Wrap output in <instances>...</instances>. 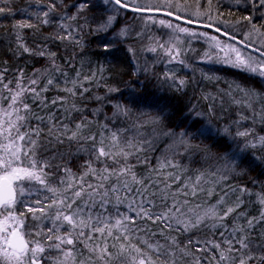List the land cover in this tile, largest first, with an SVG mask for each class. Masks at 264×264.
<instances>
[{
	"label": "snow or ice",
	"instance_id": "1",
	"mask_svg": "<svg viewBox=\"0 0 264 264\" xmlns=\"http://www.w3.org/2000/svg\"><path fill=\"white\" fill-rule=\"evenodd\" d=\"M166 2L169 7L178 11L186 10L179 3L173 4L172 0ZM206 2L208 8L205 12L197 11L192 15L204 16L212 21V0ZM236 2L239 3L240 0ZM57 3L61 7H66L64 0H56L47 5V11L37 15V19H40L43 25L52 22L49 15L56 12ZM109 3L112 5L111 8L107 7ZM134 3L135 0H99L97 4L92 5L102 11L98 17L93 18L95 27L90 29V34L96 36L105 52L110 51L114 44V40L108 39V36L113 33L117 37L128 35L127 28L119 32L116 29L121 9H129ZM251 3L253 8L264 7V0H251ZM72 7L76 9V13L69 15L65 12L60 16L61 21L77 20L79 14L89 7V3L88 0H81ZM130 10L145 12L153 9L137 6L131 7ZM5 11V8H0V13ZM7 12L11 14V8H8ZM167 14L173 15L172 12ZM176 18L181 19L180 16ZM260 18L264 19V13ZM148 20L151 21L152 17L149 16ZM242 21H247L250 30L244 33L245 40L237 41L240 47L235 44L221 47L220 41L213 36L211 40L215 43L209 52L204 53L201 60L209 64H226L264 80V31L253 23L252 15L243 16L236 23L240 24ZM159 23L173 29L174 32L196 35L178 24L164 20H160ZM35 27L36 25L25 21H19L14 25L17 29L18 49L22 53L46 57L51 63L52 72L64 79L57 82L55 77L46 76L44 77L46 83L39 87L42 75L40 70L33 73L36 78H26L21 70L17 73L14 86L10 87L13 81L8 80L5 83L4 72L0 71V264H47L45 254L51 250L59 251L64 258L63 260L58 258L55 264H68L69 259L75 261L73 249L81 243L90 253L88 264H178L177 254L180 260L191 258V264H264V232L255 237L251 235L257 225L264 224V210L260 212L258 218H245L244 213L238 212L243 200L238 196L234 206H228L225 201L227 192L215 204L207 207L199 204L193 207L187 199H178V195L195 197L197 189L204 191L200 188V183L205 173L197 176L195 185L185 183L177 192L171 191L172 185L167 183L169 179L173 182L179 180V176L174 173H169L163 182L153 181L151 176L138 179L133 170L135 165L129 163V159L150 148L153 140L146 137L139 142L125 140L121 146L118 131L109 129L108 124H99L97 121L96 127L99 131L93 132L91 129L93 121L86 118L80 119L79 122L73 120L71 113L81 112L82 109L77 108L75 103H71L67 108L64 106L76 98L84 99V94L90 89L84 87V82L79 79V72L76 73L75 79L67 76V73L55 63L57 56L55 52L48 51L46 47L36 51L23 42L20 31ZM84 27L86 25L72 28L68 23L62 22L59 28L63 29L65 34L45 36L44 40H69L82 50L84 43L80 32ZM207 27L211 28L213 25L209 23ZM229 27H232L231 23ZM215 31L220 32V28H216ZM223 35L229 34L225 31ZM230 40L235 41L236 37L233 35ZM159 46L164 48L162 44ZM149 50L156 51L155 48ZM165 51L171 57L169 62L177 60L180 55V49L175 44ZM76 54L73 52L72 58H66L65 62L69 67H72V59ZM179 63L184 64V61L179 60ZM136 71H140L139 67ZM204 76L206 79H212L207 73H204ZM164 79L178 83L181 88L187 83L184 79L177 80L174 73L171 75L166 73ZM59 83L71 86L59 89L66 94L65 96H57L48 101L42 93L47 92L49 87L58 88ZM133 83L141 82L137 79ZM127 87L132 103L137 105L150 103L147 97L135 93L132 83ZM237 90L243 93L245 99L234 102L253 110L250 117L241 115L240 119L255 122L258 117L259 121L264 123V104L259 106L258 112L254 109L255 98L259 95L264 99V94L239 86ZM106 91L118 93L120 89L110 87ZM94 99L100 107L90 110L93 116H103L104 119L111 121L118 116L128 117L135 114L133 109L124 103L112 104L108 96H95ZM161 99L151 101L152 105L158 106ZM29 100L32 104H37L39 110L47 108L49 104L52 107L59 104L60 111L69 115L61 118L51 111L47 116L37 115ZM106 104L115 109L112 118L107 117L103 111ZM214 116L211 105L207 113L193 111L191 118L185 117L184 130L178 132L167 127L160 117L151 118L148 123L154 126L152 133L154 139L165 137L172 140L170 148H183L185 152L201 153L206 160L217 161L214 171L208 173L212 177L219 174V179L224 180L228 174H236L239 167L237 161L264 168V156L257 157L250 151L259 148L264 152V136H255L250 129L235 131L233 135L229 126L218 127L213 123ZM236 123L238 121L233 122ZM41 124L45 125L46 131L40 127ZM140 126L142 125H137ZM105 132H109L110 136L106 137ZM105 140L108 142L105 143ZM206 141L212 143L208 144ZM214 147L218 151L213 152ZM80 155H90L93 159L79 165L82 171L77 173L69 166L74 163L69 157ZM102 158L112 160L119 167L110 169L106 164L99 169L94 167V161L102 162ZM165 167L175 168L178 165L171 161L159 165V169ZM127 177H130V180ZM89 178L96 182H90ZM153 188L157 190L153 191ZM188 188L191 189L190 192L184 191ZM238 190L241 195L247 191L244 187ZM232 191L235 192L236 189ZM33 196L35 199H32ZM113 198L115 205L123 204L127 200L129 214L118 213L120 218L111 224L108 222L111 217L107 220L102 219L100 213L94 209L98 207L106 211ZM261 203L264 204V197L261 198ZM17 204H23L31 218L40 221L37 230L26 228L27 217L23 213L16 214ZM233 213H236L234 219L245 218L246 226L234 224L229 228L225 221ZM44 222L48 225L46 230L42 226ZM113 228L118 234H113ZM202 228L209 231L220 228L223 231L219 232V239H193L191 234ZM61 229L65 231L61 233ZM182 236L187 238L181 239ZM94 237L103 239L97 243ZM109 237L113 241L111 244L108 242ZM203 253H207L211 259L197 255ZM79 264H85V261L81 260Z\"/></svg>",
	"mask_w": 264,
	"mask_h": 264
},
{
	"label": "trees",
	"instance_id": "2",
	"mask_svg": "<svg viewBox=\"0 0 264 264\" xmlns=\"http://www.w3.org/2000/svg\"><path fill=\"white\" fill-rule=\"evenodd\" d=\"M50 2H56V0H4V2H0V8L6 9L4 13H0V71L4 72V82L6 83L8 80H11L13 81V85H10V87L14 86L17 79V73L21 70L26 78H36L33 76V73L36 72V70H40L42 75L40 77L39 87H43L46 83V79L44 78L46 76L49 78L55 77L57 82L64 79V77L56 76V74L52 72L51 63L46 57L22 53V51L18 49L16 40L17 29L14 28V25H16L19 21H25L36 25L35 28H24L20 31L23 42L29 48L36 51L46 47L48 51L55 52L57 54L55 63L67 73V76L75 79L77 78L76 73L79 72V79L84 82V87L90 89L89 92L84 94V99L76 98L64 106L67 108L71 106V103H75L77 108L82 109L81 112H72V119L76 122H79L82 118L93 121V124L91 125L93 132L99 131L96 127L97 121H99V124H108L109 129L112 131H118L121 138V145H123L125 140L132 139L131 135L135 131L133 116H136L139 113H143L146 116L153 118L160 117L167 127H171L178 132L184 130L186 116L191 118L193 111L207 113L208 105L211 100L212 103L217 104V98H219L218 90L225 88V85L239 83L242 88L254 89L259 94H264V86L260 78L257 76L248 75L239 69L220 63H201L199 58L201 55H204V50L197 44H194L193 46L191 44L190 46L187 45L189 50L186 54L187 57L185 58L191 66V72L184 73L179 69L174 72L177 80L181 78L187 81L183 88H181L178 83L165 80V74L168 73L171 75L173 72L170 71V67H166L164 63L162 64L156 62L153 58L151 60L152 63H147V65L142 64V61L140 60L141 58H138L137 61L140 63L138 66L140 71L137 72V65L134 60L135 57L133 56H137V52H139V54L141 53L139 55L141 57L144 55L143 53L145 51L141 43L143 42V39L146 40L145 36L147 34L145 28H140L137 25L139 22L138 19L144 16H163L167 19H172L173 21L183 22L173 16H169L164 13L133 12L130 10L131 7L129 9H121L119 24L117 25L116 30L119 32L124 25H129L128 37H117L115 33L108 36V39L114 40V44L111 46L110 51L105 52L96 36L90 34V29L95 27L93 18L98 17L102 11V9L92 7V5L97 4L99 0H88L89 7L80 13L75 21H61L60 16H62L65 12L69 15L75 14L76 9L72 7V5L81 2V0H64V5L66 7H61V5L57 3L56 12L50 13L49 15V20L52 22L48 25H43L40 19H37V15L41 14L43 11H47V5ZM107 7L111 8L109 4ZM8 8H11V14L7 12ZM21 9L26 11H21ZM245 10L247 9H236L227 4L222 6L219 4L217 8L218 13H224L223 16L232 21H237L241 17L246 16L244 15ZM62 22L68 23L72 28H79L81 25H86V27H84L80 32V36L83 38L84 43L82 50L78 49L76 45L69 40H44L45 36L53 34L64 35V30L59 28V25ZM213 26L220 28L223 32L227 31L231 36L234 35L236 38L244 40L243 30L235 32L221 25ZM200 28L208 30V32L218 36L222 40L227 39L238 44L216 31L204 27ZM129 49H132V51L130 52ZM73 52H76L77 54L75 58L72 59V67H69L65 61L66 58H72ZM145 69H147L146 72L144 71ZM204 73H207V75H216L220 78V81L206 79ZM93 76L95 77L94 79ZM85 78H87V80H85ZM137 79L140 80V84L133 83ZM26 82L27 79L25 80V83ZM130 83L133 84L135 93L137 95L147 97L150 103L139 105L132 103L130 99L131 94L127 87ZM65 86L70 87L71 84L65 85L64 83H59L58 88L49 87L48 91L42 93V95L48 101H51L57 96H65V93L59 91L60 88H64ZM39 87L37 89L38 91ZM110 87L119 88L120 92L107 93L106 90ZM95 96H108L111 99L112 104H115L116 102L124 103L131 107L135 114L128 117L118 116L111 119V121L104 119L103 116H93L90 110L100 107V104L94 99ZM205 97L208 98L206 99ZM157 98L162 99L160 100L158 106H153L151 101ZM28 102L32 104L31 100ZM60 107L61 106L59 104L55 107H52L49 104L47 108L39 110L37 108V104H32L33 111L37 115L47 116L51 111V113H54L57 117L63 118L68 116L69 114L67 112L60 111ZM233 107L234 111H237L236 106ZM161 109H163V111H161ZM230 109L232 108L225 110L222 114H219V110L217 109V111L215 109V116L212 119L213 123L217 124L218 127L229 126L232 128V131L234 130L233 134H235L237 128H235L233 123L230 122L229 116L231 115H228V113L229 111L233 112V110ZM103 111L106 113L107 117L112 118L113 111H115V109L111 105L106 104ZM221 115H223L224 118L221 117L220 120L217 119ZM235 118H237V114L235 115ZM227 120L228 122L223 125V123ZM32 123L35 125V121ZM244 125L245 127H250V125H252L254 131L253 134L255 136L264 135V123H261L259 118H257L255 122H252L250 119L246 120V122L244 121ZM40 127L45 131L47 130L44 124H41ZM245 127L239 126L240 130ZM104 135L108 137L110 136V133L105 132ZM152 140L155 145H152L150 148H146L137 156L130 157L129 159V163L135 165L133 170L136 173L137 178L140 179L151 176L153 181L159 180L163 182L169 173H174L179 176V180L173 182L169 179L167 180V183L172 185L171 191L177 192L183 184L186 183L188 185H192L189 182L196 180L197 176L201 173H205L204 178L207 181L205 182L203 179L200 183V188H206L203 194H201L203 200L197 201V195V198L196 196L192 197L191 195H178V199L180 200L187 199L190 202V206L194 207L199 204L206 207L207 205L215 204L216 201L223 196L225 192H227L228 188L239 189L240 187L247 189L244 194V199L248 202L250 200H255V195L258 190L264 189V168L255 167L254 165L241 161H237L239 167L236 169V174H228L225 182L226 188L222 189V185L220 184L219 186L216 182L217 179H219V174L217 175L218 177L208 175V173L212 171L209 170V168L214 170L217 161L206 160L204 155L201 153L185 152L178 157V163H176L178 167H172L171 169H159V165L161 164V161L159 160L160 154L166 146L169 138L166 139L162 137ZM107 142L108 141L105 140V143ZM206 143L211 144L212 142L206 141ZM63 150L64 149L62 148L61 151ZM212 150L213 152L218 151L215 147ZM250 151L257 157L264 156V152H262L259 148L252 149ZM69 159L74 161V163L69 166L72 167L74 172L79 173L82 171L79 165H82L86 160H90L92 158L90 155L88 157L87 155H80L76 157H69ZM258 162L259 161H257V163ZM113 164L115 168L119 167V165L114 162H112L111 165ZM154 169H158V171H153ZM56 175H59V173H56ZM89 179L93 180L91 178ZM127 179L130 180V177H127ZM193 185H195V183H193ZM160 186L162 187L163 184L161 183ZM152 190L156 191L157 189L153 188ZM198 190L199 189H197V191ZM184 191L190 192L191 189H184ZM209 191L211 192V195H209ZM248 191L251 192V194H249ZM121 195L123 197V193ZM32 199H35V197L33 196ZM129 199H131V197H129ZM127 203L128 201L125 200L123 204H119L116 208L117 205H115L113 198L112 203L107 206V210L110 213L112 212L114 217H116L118 209L120 208V210L124 211V207H127ZM157 203H159V200H157ZM243 209H245V206L240 207L238 212ZM15 211L17 213H23L28 218L31 217V215L26 212L23 204H17ZM218 233L219 230L214 229L209 231L207 228H202L195 234L191 235L193 239L204 240L214 238L215 236L218 237ZM173 235H175V233H173ZM186 238L187 236L181 237V239ZM94 240L97 242L96 239ZM109 243H113L111 238H109ZM161 243H163L162 240ZM74 250L78 259L88 262L90 253L85 250L82 243L77 244ZM197 255H202L203 257L204 253ZM93 259L95 260L96 258L93 256ZM190 259L191 258L186 257L184 260H180L179 254H177L178 264H191Z\"/></svg>",
	"mask_w": 264,
	"mask_h": 264
},
{
	"label": "rangeland",
	"instance_id": "3",
	"mask_svg": "<svg viewBox=\"0 0 264 264\" xmlns=\"http://www.w3.org/2000/svg\"><path fill=\"white\" fill-rule=\"evenodd\" d=\"M172 2H173V4L179 3L182 6V8L186 9V10L178 11L175 8L169 7L166 0H135V3L132 4L130 7H137V6L145 7L146 6V7L152 8L153 10L159 9V11H162V12H172V13H174V15L180 16V17L187 19V20H192L194 22L202 23V24L211 23L212 25H221V26H224V27L228 28L229 30H233L235 32L243 30V33H245L246 31L250 30V27H248L250 25H248L247 21H242L240 24H237L236 21H232V20H229L226 17H224L223 16L224 13H222V15H221V13H218V11H217L218 5L220 4L222 6V5L227 4V5H230L231 7L236 8V9H240V8L247 9V10H245L244 15H246V16L252 15L253 16V23H255L258 27H261V30L264 31V27H262V26H264V19L260 18L261 14L264 13V7L257 6L255 8H253L251 0H240L239 3H237L236 0H212V15H213L212 21H209L204 16L195 17L192 15V13L197 12V11L202 12V13L206 11V9L208 8L206 0H172ZM109 5H110V7H112L111 3H109ZM226 15H227V13H226ZM150 17H152L151 21L148 20L147 16L146 17L144 16V17H141L140 19H138L139 24L136 22L140 28H145L146 33H147L145 36L146 40L143 39L142 40L143 42L141 43L143 45V49L145 51L143 53L144 55L141 57V56H139L141 53L139 54V52H137V56L136 55L133 56V57H135L134 60L136 62L137 67L140 64L137 61L138 58H141L140 60L142 61V64H146V65H147V63H150V62L152 63L151 60L153 58L156 62H159L162 64L164 63L166 67H170L169 69L173 73L175 71H177L178 69L182 70V72H184V73L191 72V66L185 58V57H187L186 54L188 53V50H189L188 46H190V44L192 46L194 44H197L198 46L203 48L204 53L209 52L210 47H212L215 43L214 41L211 40V38L213 36H215L220 41L221 47H224L225 45H228V44H235V46L240 47V45H238L232 41H229L227 39L222 40L218 36L213 35L212 33L208 32V30H206V29L196 27L194 25H189V24L184 23V22L181 23L178 21H173L172 19H167L163 16H160V17L150 16ZM160 20H164L166 22H171L172 24H178V25H180V27H186L190 30V32L196 33V35L190 36L188 33L174 32L173 29L168 28L166 25L160 24L159 23ZM221 21H225V23L222 24ZM229 23L232 24V27H229ZM129 27H130L129 25H124L122 27V29L127 28L129 30ZM202 33H206L207 35H201ZM128 34H129V32H128ZM122 37L126 38V37H128V35L122 36ZM177 37H178V39H177ZM243 39L245 40V35H244ZM161 44L164 45V48H161L159 46ZM173 44H175L176 47L180 49V55L177 58V60H173V61L169 62L171 57L165 50L170 48ZM150 48H155L156 51H154V52L150 51L149 50ZM173 55H175V53H173ZM220 55H222V53H220ZM201 57H203V55L200 56L199 60H201ZM149 59H150V61H149ZM179 60H183L184 64H180ZM202 62L203 61L201 60V63ZM203 63H206V62H203ZM223 65H226V64H223ZM248 75H251V74H248ZM208 76H211L212 80L220 81V78L217 79L218 76H216V75H208ZM179 79H181V78H179ZM260 80L264 86V80H262L261 78H260ZM237 86L240 87L239 83H233L232 85L231 84L225 85V88L219 89L218 90L219 91V95H218L219 98H217V104L212 103V100H211L209 105L212 106L213 112L215 109L216 110L218 109L219 114H222L225 110L232 108L230 110H233V112L229 111L228 115L232 116V117L229 116L230 122L233 123L234 121H238V123L233 124V126L235 128H237V131H244L246 129H250L253 131L252 125H250V127H248V126L245 127L244 121L246 122V120L243 121L240 119L241 115L250 117L252 115L253 110L248 109V108L244 107L243 105H238L234 102V101H242L245 99L243 93L237 90ZM240 88H242V86ZM243 89H246V88H243ZM252 90H254V89H252ZM116 103H118V102H116ZM261 104H264V99H261V97L258 95L254 101V109L257 112L259 111V106ZM209 105H208V110H209ZM233 106H236V109L238 112L234 111ZM236 114H237V118H235ZM221 117L224 118V116L221 115L217 119L220 120ZM133 118H134L133 119L134 120L133 125L135 127V131L131 135L132 136L131 140L139 142V141H143L145 137L149 140L154 139L153 135H152L154 126L148 123V121L153 117H149L143 113H139L136 116L134 115ZM228 120L225 123H223V125H225L228 122ZM137 125H142V126L137 127ZM239 126H244L245 128H242L240 130ZM253 133H254V131H253ZM257 136H259V135H257ZM260 136H264V135H260ZM171 144H172V140L171 139L167 140V144L160 154L159 160L163 164H167L169 161H171L173 164H176V163H178V157L181 154L185 153L183 148H177V149L170 148L169 145H171ZM152 145H155V144H152ZM121 146H123V145H121ZM88 156L89 155H87V157ZM91 158L93 159L92 156H91ZM112 162L113 161L110 159L102 158V162H95L94 161L93 166L99 169V168L105 166V164H106L110 169L115 168L114 164L111 165ZM165 168L171 169L172 167H165ZM209 170L214 171L212 168H209ZM227 177H228V175H227ZM89 181L92 183L96 182V181H93L90 179H89ZM204 181H207V180L204 178ZM216 182L219 186H220V184L222 185L221 186L222 189L226 188V185H225L226 179H224V180L217 179ZM189 183L193 185V183H196V180L189 182ZM202 188L204 189V191L206 190V188H204V187H202ZM204 191H199V190L197 191V196H198V198L196 196L197 201L203 200L202 199L203 197L201 194H203ZM227 193H228V195L225 197V201H226L228 206H234L238 196L243 200L241 207L245 206V209H243L240 212L245 214V218H252V217L258 218L260 215V212L262 210H264V204L261 203V198L264 197V189L258 190L257 194L255 195V200H250L248 202L244 199L245 193H243V195H241V193L239 192L238 189H236V191L233 192L231 188H228ZM249 194H251V192H249ZM117 207H118V205L116 206V208ZM124 209L125 210L122 211L119 208L117 212L121 213V214H129L127 207H124ZM94 211L97 213H100L102 219L107 220L109 217H111L112 219L110 221H108L111 224H114L115 219L120 218V216L118 214L116 217H114L112 212L110 213L108 210L102 211L99 208H97V209H94ZM16 214H21V213L16 212ZM235 216H236V213H233L225 221V223L228 225L229 228H231L234 224L246 226V219L245 218L234 219ZM25 217H27V216H25ZM25 224H26V228L34 231V230H37V225L40 224V221L33 220L31 217L30 218L27 217ZM42 226L46 230V228L48 226L47 222H44V224ZM65 227H67V226H65ZM215 230H219V232L223 231V229H220V228H217ZM64 231H65V229H61V233H63ZM261 232H264V224L257 225L256 229L252 231L251 235L255 237V236H258ZM113 234L114 235L118 234L117 230L115 228H113ZM109 238H108V242H109ZM94 239H96L97 243H99L100 240L103 238L94 237ZM209 239H219V233H218V237L215 236L214 238H209ZM73 251L75 254V261H72L71 259H69L68 264H79V262L81 260L78 259L74 249H73ZM201 257H202V255H201ZM203 257H207L208 259H211V257H208L207 253H204ZM58 258L60 260L64 259L62 254L57 250H51V251L46 252V254H45V259L47 260V264H55V262L57 261ZM190 262H191V259H190ZM85 264H88V262H85Z\"/></svg>",
	"mask_w": 264,
	"mask_h": 264
},
{
	"label": "water",
	"instance_id": "4",
	"mask_svg": "<svg viewBox=\"0 0 264 264\" xmlns=\"http://www.w3.org/2000/svg\"><path fill=\"white\" fill-rule=\"evenodd\" d=\"M145 12H147V13H164V14H166V15H168L167 13L168 12H162V11H156V10H152V11H145ZM171 16H173V17H177L176 15H171ZM179 20H181V21H183V22H185V23H187V21H189V20H187V19H184V18H182L181 17V19H179ZM187 24H192V25H195V26H198V27H204V28H208V29H211V30H213V31H215V29H216V27H211V28H209V27H207V25L208 24H202V23H197V22H193V23H187ZM218 33H220V34H223L224 32H222L221 30H220V32H218ZM225 36V35H224ZM226 38H228V39H230V35H228V36H225ZM237 41H240V39H238V38H236V40H235V42H237Z\"/></svg>",
	"mask_w": 264,
	"mask_h": 264
},
{
	"label": "bare ground",
	"instance_id": "5",
	"mask_svg": "<svg viewBox=\"0 0 264 264\" xmlns=\"http://www.w3.org/2000/svg\"><path fill=\"white\" fill-rule=\"evenodd\" d=\"M215 27V26H214ZM223 32V31H222ZM231 36V35H230Z\"/></svg>",
	"mask_w": 264,
	"mask_h": 264
}]
</instances>
